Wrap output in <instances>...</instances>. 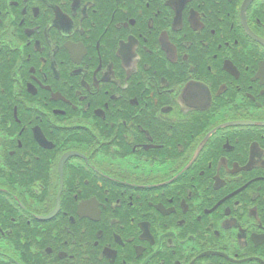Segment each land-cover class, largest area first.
I'll return each mask as SVG.
<instances>
[{
    "label": "flooded vegetation",
    "instance_id": "obj_1",
    "mask_svg": "<svg viewBox=\"0 0 264 264\" xmlns=\"http://www.w3.org/2000/svg\"><path fill=\"white\" fill-rule=\"evenodd\" d=\"M0 264H264V0H0Z\"/></svg>",
    "mask_w": 264,
    "mask_h": 264
}]
</instances>
